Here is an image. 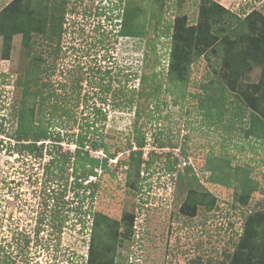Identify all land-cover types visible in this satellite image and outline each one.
<instances>
[{"label": "rangeland", "instance_id": "1", "mask_svg": "<svg viewBox=\"0 0 264 264\" xmlns=\"http://www.w3.org/2000/svg\"><path fill=\"white\" fill-rule=\"evenodd\" d=\"M64 1L60 50L53 61L41 39L28 49L21 35L12 36L3 60L0 38V264H86L92 212L109 218L118 234L122 227L115 226L123 215L135 216L133 239L116 248L130 264H229L246 216L264 210V140L247 135L251 110L235 109L232 96L225 94L224 106H212L220 95L214 93L216 82L207 87L216 78L203 56L191 64L183 83L167 74L166 32L175 16L186 15L194 24L201 0H165L162 6L159 0H106L111 6ZM213 1L241 16L252 9L264 15V0ZM129 8L133 25L121 36L119 22ZM37 58L54 66L46 80L47 108L53 104L68 112L61 119L53 120L48 111L43 117L63 138L61 151L72 152L66 141L80 133L87 141L103 139L116 154L93 199L75 188L70 169L47 174L50 145L42 158H33L17 152L10 139L22 80L39 66ZM258 77L254 67L240 82L250 88ZM37 81L31 91L41 78ZM137 134L144 138V163L138 168L137 161L131 163L132 179L136 169L139 175L130 185L129 167L115 162L128 159L129 144L136 150ZM179 175L186 179L179 182ZM247 188L253 190L247 204L238 203L236 193ZM189 191L207 202L196 206L194 216L179 209Z\"/></svg>", "mask_w": 264, "mask_h": 264}, {"label": "trees", "instance_id": "2", "mask_svg": "<svg viewBox=\"0 0 264 264\" xmlns=\"http://www.w3.org/2000/svg\"><path fill=\"white\" fill-rule=\"evenodd\" d=\"M164 1L159 0L161 6ZM109 3L111 4V1ZM117 8L118 5H115L114 9ZM65 14L64 0H57L54 4H49V0H10L2 3L0 5L2 59H8L11 39L14 35H21L22 45L28 49H32L37 45L36 41L41 39L48 57L52 61L56 59L60 50ZM242 14L241 16L213 0H201L194 24H189L186 15L175 16L170 27V34L166 32L171 45L168 53L167 74H170L173 80L183 83L190 72L191 64L203 56L208 64L212 63L211 71L216 78V80L210 79L207 87L212 88L211 86L216 82L213 88L214 93L220 95L219 101L212 100V106H224L225 94L232 96L236 102L235 109L246 106L251 110L247 135L264 140V15L255 9L245 13L246 15L244 12ZM129 15L130 8L119 24L118 34L121 36H128L130 33L129 29L133 23ZM40 59L37 58V61L41 62L39 66L36 65L34 69H30V72H27L30 74H25V79L22 80V103L16 113V127L10 139L15 141L17 152L33 158H42L44 147L50 145L51 148L47 151L50 159L45 164L47 174L52 175L53 170L63 172L70 169L75 188H82L93 199L97 197L101 175L110 171L109 161L113 160L116 154L109 152L103 139L87 141L86 137L80 133L76 137L69 134L71 138L66 141L68 145L71 143L74 146L72 152L61 151L59 143L63 138L55 132V129H52L53 123L49 124L50 126L44 124L43 117L48 111L53 120L61 119V117H67L68 112L53 104L51 109L47 108L51 92L48 91L49 82L46 80L52 75L48 72H51L54 66L52 62L48 63L44 60L46 58ZM254 67L259 68L258 81L250 88L244 87L240 79ZM38 72L41 74H35ZM37 78H41L39 87L31 91L30 88L35 87L38 82ZM79 81L81 80H77ZM158 89L155 88L151 96L155 98ZM57 122L60 121L57 120ZM56 144L57 148H55ZM134 145L136 150H133L129 144L127 160L118 159L115 162V166L129 167L126 170V182L130 181V185L135 184L136 177L139 175L136 169V177L132 179L131 163L137 161L136 168L144 163L141 152L145 146L144 138L137 134L134 137ZM98 151L102 153V157L91 155L92 152ZM90 178L94 179L90 180ZM177 178L180 179L179 182L186 179L181 175ZM84 182L86 183L83 185ZM248 189L236 193L235 200L238 203L247 204L249 195L253 192L252 189ZM193 196V193L189 191L179 208L182 214L194 216L197 205L207 204L206 199H203L204 195L199 194L195 198ZM189 202L190 206H188ZM206 207L210 206L206 205ZM90 215L89 256L86 264H130L123 253L116 254V248L124 245L126 240L133 239L132 228L135 216L123 215L121 224L115 226L122 227V234H118L112 232L109 226L110 220L105 215L99 212H92ZM229 264H264V210L250 212L246 216L239 242Z\"/></svg>", "mask_w": 264, "mask_h": 264}, {"label": "clouds", "instance_id": "3", "mask_svg": "<svg viewBox=\"0 0 264 264\" xmlns=\"http://www.w3.org/2000/svg\"><path fill=\"white\" fill-rule=\"evenodd\" d=\"M102 2L107 3L106 0H100L99 4L102 3ZM109 5L111 6V4H109ZM119 24H120V22H119Z\"/></svg>", "mask_w": 264, "mask_h": 264}, {"label": "crops", "instance_id": "4", "mask_svg": "<svg viewBox=\"0 0 264 264\" xmlns=\"http://www.w3.org/2000/svg\"><path fill=\"white\" fill-rule=\"evenodd\" d=\"M217 2H218V1H217ZM218 3H220V2H218ZM220 4H221V5H224V4H223V2H222V3H220Z\"/></svg>", "mask_w": 264, "mask_h": 264}]
</instances>
